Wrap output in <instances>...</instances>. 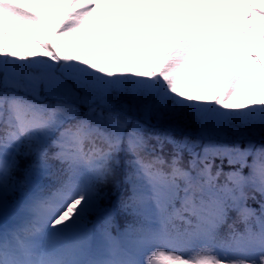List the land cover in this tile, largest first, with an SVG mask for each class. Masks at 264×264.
Returning a JSON list of instances; mask_svg holds the SVG:
<instances>
[{"label": "snow or ice", "instance_id": "6c2138e0", "mask_svg": "<svg viewBox=\"0 0 264 264\" xmlns=\"http://www.w3.org/2000/svg\"><path fill=\"white\" fill-rule=\"evenodd\" d=\"M211 2L48 0L50 29L0 0V264H264V0H237L204 94Z\"/></svg>", "mask_w": 264, "mask_h": 264}, {"label": "rangeland", "instance_id": "374dc122", "mask_svg": "<svg viewBox=\"0 0 264 264\" xmlns=\"http://www.w3.org/2000/svg\"><path fill=\"white\" fill-rule=\"evenodd\" d=\"M215 7H219L222 10L221 17H223L226 20H228V15L225 11H227V10L229 12L232 11L229 14V18H232L235 14H237L240 11V7L237 6V0H230L229 2H227L226 0H212L208 9L213 11V9ZM209 15H210V12L206 13L205 17H208ZM205 17H204V23L207 21V18L205 19ZM209 19H211V18H209ZM210 30L211 29L209 28L206 31L207 35L210 32ZM227 32H228V27L226 26V24H224L221 27V34L223 36L224 41H225V35ZM252 34L253 33H251L250 36L246 38L245 43L247 44L248 47L250 46V44H252V47L256 51L260 62L264 63V40H261V38L259 36H258V39L256 40V38L253 37ZM202 44H203V48L200 49L199 59L204 60L207 75L201 76L198 74L197 71L195 73L191 74V76H190V81H191L190 88L193 92L203 91L204 94H207V89L205 88V83L207 80L211 79V72H212L213 67L215 66L216 55H217L219 49L223 47L224 42L221 43V40H218V41L214 42V45L211 46L210 40H203ZM250 60H251V58L247 60V65L250 62ZM256 77L258 78V84L261 87H264V76L261 75L260 69L258 67L256 68ZM244 89H245V94H251V90L249 89L248 84L245 83Z\"/></svg>", "mask_w": 264, "mask_h": 264}, {"label": "trees", "instance_id": "16d2710c", "mask_svg": "<svg viewBox=\"0 0 264 264\" xmlns=\"http://www.w3.org/2000/svg\"><path fill=\"white\" fill-rule=\"evenodd\" d=\"M50 11L53 10V6L49 4ZM6 26L11 28L12 38L10 39V47L12 50L21 51L22 49L37 50L35 44L32 43L31 36L18 24L12 21H6ZM157 63L152 62V66L157 68ZM251 80H254L258 84V79L255 74L251 73ZM259 85V84H258ZM253 94V93H252Z\"/></svg>", "mask_w": 264, "mask_h": 264}, {"label": "bare ground", "instance_id": "6f19581e", "mask_svg": "<svg viewBox=\"0 0 264 264\" xmlns=\"http://www.w3.org/2000/svg\"><path fill=\"white\" fill-rule=\"evenodd\" d=\"M214 36L216 37V34Z\"/></svg>", "mask_w": 264, "mask_h": 264}]
</instances>
